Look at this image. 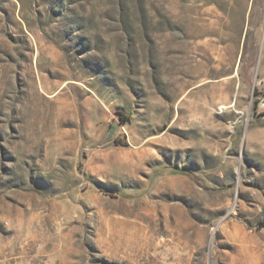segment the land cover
Listing matches in <instances>:
<instances>
[{
  "label": "rangeland",
  "instance_id": "374dc122",
  "mask_svg": "<svg viewBox=\"0 0 264 264\" xmlns=\"http://www.w3.org/2000/svg\"><path fill=\"white\" fill-rule=\"evenodd\" d=\"M263 96L264 0H0V264H264Z\"/></svg>",
  "mask_w": 264,
  "mask_h": 264
},
{
  "label": "trees",
  "instance_id": "16d2710c",
  "mask_svg": "<svg viewBox=\"0 0 264 264\" xmlns=\"http://www.w3.org/2000/svg\"><path fill=\"white\" fill-rule=\"evenodd\" d=\"M259 226L262 228L264 227V222L263 223H260Z\"/></svg>",
  "mask_w": 264,
  "mask_h": 264
},
{
  "label": "bare ground",
  "instance_id": "6f19581e",
  "mask_svg": "<svg viewBox=\"0 0 264 264\" xmlns=\"http://www.w3.org/2000/svg\"><path fill=\"white\" fill-rule=\"evenodd\" d=\"M220 107H221V108H224V106H223V105H221Z\"/></svg>",
  "mask_w": 264,
  "mask_h": 264
},
{
  "label": "built area",
  "instance_id": "2783aa9c",
  "mask_svg": "<svg viewBox=\"0 0 264 264\" xmlns=\"http://www.w3.org/2000/svg\"><path fill=\"white\" fill-rule=\"evenodd\" d=\"M263 102H264V96H263Z\"/></svg>",
  "mask_w": 264,
  "mask_h": 264
}]
</instances>
